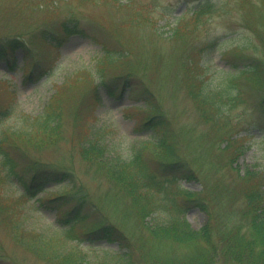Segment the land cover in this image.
<instances>
[{"label":"trees","instance_id":"16d2710c","mask_svg":"<svg viewBox=\"0 0 264 264\" xmlns=\"http://www.w3.org/2000/svg\"><path fill=\"white\" fill-rule=\"evenodd\" d=\"M19 1L0 0V9L12 17L11 9L16 10L12 6ZM26 1L35 14L48 12L53 22H38L36 14L33 22L0 25V56L7 53L10 69L16 66L14 50H22L24 59L37 43L57 48L72 34L99 42L104 53L95 72H72L37 114L20 112L9 89L0 90V185L4 190L9 182L18 190L6 198L0 192V224L13 244L46 264H264V177L251 166L242 172L233 166L247 147L251 126H245L246 119L255 122L264 139V0H184L187 8L174 17L168 31L154 25L156 8H148L147 0H127L125 24L121 20L114 25L112 16H102L100 27L106 28V36L83 15L82 7L96 0ZM113 1L117 2H109ZM197 27L199 33L193 36ZM122 28L128 30L126 35L120 33ZM165 40L176 45L166 50ZM220 46L221 58L232 70L219 69L217 77L206 81L199 76L198 59ZM34 67L31 70L40 71L36 77L48 72ZM108 69L116 71L106 75ZM25 73L24 80H31L32 74ZM101 87L113 96L126 90L129 98L138 100L139 105L130 107L139 117L134 129L150 133L129 157L118 149L108 151L95 135L85 139L81 135L85 143H77L81 158L101 175L95 179L96 199L75 184L70 159L43 162L40 153L67 133L69 141L79 139L72 136L77 126L71 123L67 130L70 120L65 116L79 112L78 105L85 100L99 102ZM181 91L194 106L192 126L175 123L162 103L163 94L173 99ZM242 106L250 111L236 113ZM8 117L19 123L4 126ZM76 118L77 114L73 121ZM86 134L90 135L87 128ZM192 177L202 182L201 189L178 182ZM62 181L71 184L65 185L68 194L46 198L50 206L67 205L59 220L60 235L54 239L24 230L16 207L34 209L31 197L49 190L47 183ZM191 206L205 214L198 228L183 217ZM58 239L70 245L66 248L56 243ZM81 240L117 242L123 249L90 260ZM23 256L8 251L0 240V264H27Z\"/></svg>","mask_w":264,"mask_h":264},{"label":"rangeland","instance_id":"374dc122","mask_svg":"<svg viewBox=\"0 0 264 264\" xmlns=\"http://www.w3.org/2000/svg\"><path fill=\"white\" fill-rule=\"evenodd\" d=\"M109 1L107 0L104 4H102L100 0L89 1L88 4L82 7L85 18L94 22L98 31L105 34V36L107 34L106 28L103 29L100 27V25H103V20H105L102 16H112L111 18H114L112 24L114 25L121 20L124 24L126 23L125 16L127 11H125L124 5L127 0H117V2L113 1V3ZM28 2L29 1L22 0V2L19 1L15 6H12L16 9L15 12L11 9L10 12H12V17L8 16L4 9H0V25L6 21L18 22L26 21L27 19L33 22L36 14H39L38 22L43 24L53 22L52 17L45 10L35 14L32 11V6L29 4L25 5ZM17 4L22 6L19 5V7H17ZM147 7L151 9L153 7L156 8L153 17L155 21L154 25L159 27L158 29L160 30L168 31L174 17L182 14L187 8V4L184 0H147ZM162 12H167V14ZM121 16H123V19L120 18ZM109 26L110 24L107 25V27ZM127 32L128 30L125 28L120 30L122 35H126ZM137 32L140 33V31ZM198 33L199 28L197 27L192 35L194 36ZM101 35L102 34L97 33L96 38L101 40ZM25 36L28 38L29 35L26 33ZM171 43L172 42L165 40L162 47L166 48V50H171L172 45H176ZM193 43L191 44L193 45ZM185 47L188 48L189 45L186 44ZM221 50V46L217 47L210 53L202 54L198 59L197 67L201 70V75L199 73V76L203 79L205 78L206 81L210 80L213 76L217 77L220 74L218 71L219 69L230 70L229 66H227L220 57ZM103 53L99 42L94 43L89 38H82L77 35L71 36L67 40L65 39L57 48L51 47L48 44L37 43L35 48L31 51V54L24 59L21 52H16L15 57L17 62L14 70L8 67L6 59L0 58V90H8L10 85L9 91L11 92L8 91V93L12 95L16 108L23 113L37 114L43 109L52 93L59 90V88L56 87L61 84L63 80L67 79L72 72L78 69L95 72L96 67L99 66L98 61L102 58ZM48 62L52 65L48 64ZM21 64H24V66L19 67ZM32 66H35L34 69L36 70H47L51 72L37 82H29L24 80L25 71L30 70ZM115 71L116 70L108 69L106 75H111L115 73ZM100 92L102 99L99 102L89 104L87 100H85L78 105L77 110L79 112H69L65 116V119L70 120L65 123L67 125V130L72 127V124L77 126L72 136H77L79 139L69 141L67 137L71 136V133H67V137L60 140L57 144V140L49 143L46 149L40 153V158L43 162L65 161L64 163H66L68 159H70V163L75 167L73 168L76 178L75 184L86 187L89 193L96 199H98V193L95 192V189L97 190L95 179L101 175L97 173V170L91 168L89 165H85V162H83L80 146L77 144L80 142L82 146L85 144L81 140V135L83 139L95 135L97 143L107 146L108 151L112 150L114 152L115 149H118L121 152V154L118 152L120 155L128 154L123 157H129L132 153L129 151L133 147H138L141 139L147 134L146 131L137 132L134 129L135 122L139 117L138 113L129 106L130 104L140 103L138 100L129 98L126 90H123L119 96L109 95L105 87H101ZM163 95L162 103L164 107L171 110L175 123L187 127L189 125L192 126L195 121L194 106L185 95V92H177V95L173 99L170 98L169 93ZM76 104L68 108L72 109ZM242 111L247 113L250 109L246 106H242L237 107L235 112L240 113ZM75 114H77L76 122L75 120L73 121ZM246 120L247 123L245 126H251L250 136L246 138L247 147L234 159L233 166L240 170V172L245 168H250L248 166H251L257 169L261 173V176L264 177V139L256 132L257 127L253 124L255 122L249 121L248 119ZM18 123V118L8 117L4 121V126L12 127ZM86 128L89 130L90 135L86 134ZM198 129L203 130L205 127L198 125ZM92 132H94V134ZM64 135L65 134H63V136ZM148 135L149 134H147V136ZM146 157L148 158V156ZM125 161L126 160H121L120 162ZM102 177L105 179L104 176ZM64 183L68 186L71 185L68 181L55 184L56 186L48 184L46 187H48L49 190L37 192L33 195L30 202L33 203L34 209L23 207L20 210L16 207L15 212L22 220V228L24 230L27 232H40L44 236H47V238L54 239L60 235L59 227L61 223H59V220L63 218L61 216H63L62 213L67 205H65L64 208L53 207L46 203V198L48 195L54 193L56 195H67L70 189H68ZM180 184L192 190H198L202 186V182L193 177L181 180ZM2 191H4V196L1 194L3 198L8 197L9 194L16 195L18 193L17 187L15 185H9V182L5 184L4 190L0 185V192ZM184 217L193 228H198L205 219V215L197 207H188L184 212ZM3 224L4 223H2V225ZM2 225L0 224V240L3 241L8 251L13 252L17 250L19 254L24 253L25 256L21 258L27 264H46L44 259L41 260L36 258V256H33L29 251H22L18 248L19 245L17 243L13 244L11 235L8 234L7 230ZM57 241L56 243L61 242L66 248L70 245L68 241L60 239ZM79 243L80 246L86 248L85 254L90 260H92L93 257L98 259L99 256L106 252L110 253L111 250L120 252L123 249L117 242H108L105 240H98L92 243L82 241ZM89 245H92L93 248ZM11 246H13L12 249H10ZM95 254L98 256H95ZM102 260L101 258V261Z\"/></svg>","mask_w":264,"mask_h":264}]
</instances>
